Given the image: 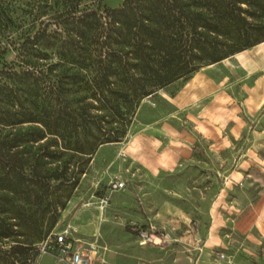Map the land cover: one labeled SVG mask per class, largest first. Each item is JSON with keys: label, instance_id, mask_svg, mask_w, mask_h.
<instances>
[{"label": "trees", "instance_id": "16d2710c", "mask_svg": "<svg viewBox=\"0 0 264 264\" xmlns=\"http://www.w3.org/2000/svg\"><path fill=\"white\" fill-rule=\"evenodd\" d=\"M106 1L0 14V264H37L79 182L63 156L123 141L146 98L264 42V0Z\"/></svg>", "mask_w": 264, "mask_h": 264}, {"label": "rangeland", "instance_id": "374dc122", "mask_svg": "<svg viewBox=\"0 0 264 264\" xmlns=\"http://www.w3.org/2000/svg\"><path fill=\"white\" fill-rule=\"evenodd\" d=\"M26 1L0 0V14L7 16L11 9L21 17ZM122 2L107 0L106 4L118 7ZM249 54L248 63L230 57L146 98L135 117H126L132 122L123 141L101 145L91 157L63 156L72 181L78 178L79 182L65 208L58 204L50 210L59 215L52 230L69 228L77 244L90 251L94 245L93 259H98L94 264H106V247L115 245L135 255L128 264H178V257L182 262L190 257L191 234L201 239L203 250L197 249L198 256L204 252L210 263L264 264V57ZM189 89L192 94L186 106L177 108L174 97ZM170 127L186 133L173 139L182 144L178 148L171 147ZM179 152L186 155L171 168L150 171L153 168L147 166L161 163L165 153ZM116 178L126 180L125 190H112ZM166 203L189 215L186 225L158 216ZM214 220H218L219 246L207 250ZM250 221L244 235L237 226ZM150 223L168 242L140 243L133 227ZM37 264L65 263L41 252Z\"/></svg>", "mask_w": 264, "mask_h": 264}, {"label": "crops", "instance_id": "0c3cea01", "mask_svg": "<svg viewBox=\"0 0 264 264\" xmlns=\"http://www.w3.org/2000/svg\"><path fill=\"white\" fill-rule=\"evenodd\" d=\"M250 51H253L254 52V55H258L260 54L261 56L264 57V42L249 49V50H246V51H243L241 53H239L238 55H236L235 57H240L239 59H241L242 62H249L251 61L250 57L251 55L249 54ZM222 62H225V61H222ZM192 94V90L189 89L187 91H182L180 92L177 96L174 97V103L175 105L177 106V108H184L187 104V101H188V95ZM168 128V127H166ZM169 130V129H168ZM169 134V136H171L172 140L170 141L172 144H171V147H174V148H178L180 145V142H179V145L178 143L175 142V140L173 141V139L175 138H184L186 136V133L183 132V129H181L180 127L178 128H172L170 127V133H167ZM178 146V147H176ZM142 150L144 151V148H142ZM150 151V150H149ZM187 152V151H186ZM147 153L148 150H147ZM150 154H153L150 152ZM184 153H174V155H171V153H165V157H160V160H161V163H156V162H153L152 164L151 163H148L147 166H151V169L150 171H158L159 169H166V168H171L174 164H176L177 161H179V159L185 157ZM166 158V159H165ZM158 216L160 218H163V219H174L176 221H178V223H181V224H184L186 225L187 224V220L189 219V215L183 211H181L180 209H178L177 207L173 206V205H170L169 203H166V204H163L158 212ZM213 217V215H211ZM261 218V216H260ZM214 219H216V216H214ZM242 219V216H240L239 218V221H241ZM217 223H218V220H214L212 226L210 227L209 229V235L207 236V240L205 242V247L207 250H209L210 248H214V247H217L219 246V236H218V227H217ZM263 224V222H260V224ZM250 224H252V221H250L249 223H246V225L244 226H237L240 230L241 228V232H243V234H248V231H249V228H250ZM248 226V227H247ZM243 227V228H242ZM120 228H123V226H121ZM188 230L189 233H191L192 230L190 229H186V231ZM263 230V228H262ZM179 237H182V236H179ZM191 240L190 239H187V244H188V247L192 248L191 249V252H190V257H188V260L185 259L183 260H179V257H178V264H219V263H215V262H212L210 263L211 261H206V255L204 256V252L201 256H198V244H196V239H197V236L194 234H191ZM195 237V238H194ZM248 239H249V236H248ZM175 241H179V239H174ZM124 247H122L121 245H115V246H108L106 247V249L108 251L104 252V255H105V263L106 264H128L127 263V260L129 258L131 259H135V255L131 254V253H128L126 252L124 249ZM134 257V258H133ZM48 260L49 257H48ZM223 264V263H221Z\"/></svg>", "mask_w": 264, "mask_h": 264}, {"label": "built area", "instance_id": "2783aa9c", "mask_svg": "<svg viewBox=\"0 0 264 264\" xmlns=\"http://www.w3.org/2000/svg\"><path fill=\"white\" fill-rule=\"evenodd\" d=\"M111 184L113 191H122L127 188V182L123 178H116ZM133 229L137 232L142 245H161L164 241L168 242L166 236L152 223L146 227L135 225ZM77 242L79 241L72 236L69 228H66L61 232L53 231L39 245V249L42 253H52L65 264H94V260H98L93 259V255L97 252L94 245H91L94 251H90ZM200 242L201 239H196L198 250L202 251Z\"/></svg>", "mask_w": 264, "mask_h": 264}, {"label": "bare ground", "instance_id": "6f19581e", "mask_svg": "<svg viewBox=\"0 0 264 264\" xmlns=\"http://www.w3.org/2000/svg\"><path fill=\"white\" fill-rule=\"evenodd\" d=\"M238 54H239V53H238ZM238 54H236V55H238ZM236 55H234L233 57H235ZM240 57H241V56H240ZM227 60H228V59H226V60H224V61H227ZM212 66H213V65H211V66H209V67H212ZM209 67H208V68H209Z\"/></svg>", "mask_w": 264, "mask_h": 264}]
</instances>
